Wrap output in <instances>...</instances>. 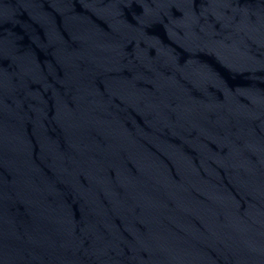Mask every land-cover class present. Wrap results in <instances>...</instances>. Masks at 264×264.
I'll return each mask as SVG.
<instances>
[{
	"label": "water",
	"instance_id": "95a60500",
	"mask_svg": "<svg viewBox=\"0 0 264 264\" xmlns=\"http://www.w3.org/2000/svg\"><path fill=\"white\" fill-rule=\"evenodd\" d=\"M0 264H264V0H0Z\"/></svg>",
	"mask_w": 264,
	"mask_h": 264
}]
</instances>
